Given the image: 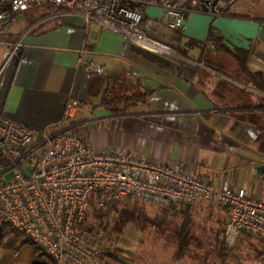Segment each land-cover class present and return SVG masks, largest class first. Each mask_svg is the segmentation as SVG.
Instances as JSON below:
<instances>
[{
    "label": "crops",
    "instance_id": "0c3cea01",
    "mask_svg": "<svg viewBox=\"0 0 264 264\" xmlns=\"http://www.w3.org/2000/svg\"><path fill=\"white\" fill-rule=\"evenodd\" d=\"M258 6L239 0L230 14L189 13L180 34L164 26L159 8L148 7L146 16L156 24L152 35L174 44L180 56L149 51L79 16L54 12L32 22L35 11L21 13L0 25V33H16L20 43L16 63L0 66V115L37 136L69 116L96 149L183 161L217 186L264 190V174L257 170L264 165V13ZM211 27L227 48L248 54L251 78L231 55L203 48ZM91 61L103 65L105 79L121 78L129 92L152 94L126 112L106 108L102 92L90 93ZM9 237L0 242V264H56L24 235ZM142 242V231L127 226L118 252L104 250L106 263L179 264L177 245L169 252Z\"/></svg>",
    "mask_w": 264,
    "mask_h": 264
},
{
    "label": "built area",
    "instance_id": "2783aa9c",
    "mask_svg": "<svg viewBox=\"0 0 264 264\" xmlns=\"http://www.w3.org/2000/svg\"><path fill=\"white\" fill-rule=\"evenodd\" d=\"M234 2L0 0V25L16 14L50 7L149 51L180 56L170 43L152 35L156 24L146 16L147 8H159L164 26L180 34L187 14L221 16ZM88 69L99 75L104 72L103 65L93 61ZM97 197L102 207L122 199L161 205L216 200L227 213L229 244L242 232L264 240V190L217 186L183 161H151L124 148L96 149L78 123L48 126L37 136L26 124L0 115V222L31 238L56 264H107L101 235L85 224Z\"/></svg>",
    "mask_w": 264,
    "mask_h": 264
},
{
    "label": "rangeland",
    "instance_id": "374dc122",
    "mask_svg": "<svg viewBox=\"0 0 264 264\" xmlns=\"http://www.w3.org/2000/svg\"><path fill=\"white\" fill-rule=\"evenodd\" d=\"M252 2L259 5L255 9L257 12L264 13V0ZM15 34L0 33V66L5 63V67L10 68L16 63L20 43ZM189 220L191 240L184 258L177 261L179 264H264V240L260 237L242 232L233 244L228 243L225 236L227 213L216 200L199 205H161L141 199H122L107 202L102 207L97 197L92 201L85 224L101 235L104 250L118 252L122 232L127 226H134L143 233L142 245L164 246L170 252L172 246L179 247L178 234ZM10 229V240L24 235Z\"/></svg>",
    "mask_w": 264,
    "mask_h": 264
},
{
    "label": "trees",
    "instance_id": "16d2710c",
    "mask_svg": "<svg viewBox=\"0 0 264 264\" xmlns=\"http://www.w3.org/2000/svg\"><path fill=\"white\" fill-rule=\"evenodd\" d=\"M230 8L231 6H228L227 8H225L222 15L230 14L231 13ZM29 11L31 12L35 11L37 13L39 12V14H36V16L31 20L32 22H34L39 18L45 17L47 15H50L51 13L56 12L57 10L55 8L46 9L45 7H38V8H33ZM18 15L19 14H16L15 16H13L10 19V21L17 18ZM221 39L222 38L218 34H216L213 28L211 27L209 37L206 42L202 43V46L205 50H215V51L222 50L225 53L231 55L237 61L239 70L243 74L251 78L252 74H251V71L248 65V54L243 51L230 50L229 48H227L225 45L221 43L222 41ZM171 45L175 47L174 44H171ZM190 46H192V43L189 42L187 44V48ZM206 65L213 69H217L209 61H207ZM92 74H93V78H92L90 93L92 95H98L102 92L101 105L105 106L106 108L111 109L114 112H117V113L126 112L130 110L132 107H134L135 105L141 102H145L148 99V97L152 94L151 90L129 92L128 91L129 87L124 82L120 81L121 78H115L116 80L111 81V80L105 79L102 76V74L101 75L96 74V73H92ZM103 86H104V89H103ZM71 103H73V101H71ZM71 123H77V121L68 117L66 122L65 121L61 122L60 124L57 125V127H63ZM10 228H12L10 225L0 222V242H2L8 237L11 231ZM178 237H179L178 238L179 247L175 251L176 261L184 258L185 250L187 249V246L190 243V240H191L190 220L187 221L183 225L181 231L178 234ZM25 242L32 243L37 251H41V248L31 238L26 237ZM32 264H40V263L34 262Z\"/></svg>",
    "mask_w": 264,
    "mask_h": 264
},
{
    "label": "water",
    "instance_id": "95a60500",
    "mask_svg": "<svg viewBox=\"0 0 264 264\" xmlns=\"http://www.w3.org/2000/svg\"><path fill=\"white\" fill-rule=\"evenodd\" d=\"M257 170H258L259 172H261V173L264 174V165H263V164H262V165H259V166L257 167Z\"/></svg>",
    "mask_w": 264,
    "mask_h": 264
}]
</instances>
